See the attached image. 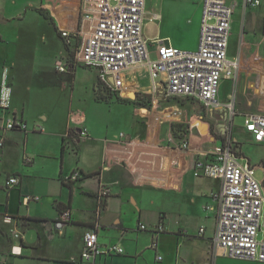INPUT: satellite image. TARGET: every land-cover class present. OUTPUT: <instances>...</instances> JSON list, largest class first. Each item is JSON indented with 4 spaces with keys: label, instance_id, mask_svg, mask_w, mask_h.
<instances>
[{
    "label": "crops",
    "instance_id": "0c3cea01",
    "mask_svg": "<svg viewBox=\"0 0 264 264\" xmlns=\"http://www.w3.org/2000/svg\"><path fill=\"white\" fill-rule=\"evenodd\" d=\"M151 2L146 0V22L156 12L149 8ZM165 5L167 29L182 28L185 16L192 12L198 24L194 44L185 45L169 35L165 43L196 49L203 0H165ZM83 14L84 0H0V87L8 77L12 111L27 123L26 130L0 127L4 139L0 147V261L79 264L85 231L99 225L101 247L121 244L124 248L122 254L100 255L99 264H264L227 257L212 249L217 222V203L212 195L221 182L195 177L190 167L198 153L231 139L240 161L255 165L256 176L264 184L263 155L254 158L248 153L249 149H264V144L253 141L244 121L240 136L232 134L235 115L264 114V5L245 7L237 1L228 58L240 59V74L236 84L223 80L219 93L223 103L234 101V109L213 110L199 103V117L213 118L216 114L220 119L213 132L202 120L203 125L189 133L191 149L183 168L170 172L165 187L135 184L122 165L102 167L105 141H113L117 135L100 136L84 110L88 98L100 103L95 89L101 69L97 68L98 75L88 81L85 74L89 67L74 59L80 37L68 44L61 34L76 32ZM235 33L240 41L236 52ZM59 63H65L67 69L60 71ZM116 79L123 87L133 88L148 82L150 74L145 66L125 69L116 78L108 76V83L101 79L99 92L105 95V84L114 85ZM227 82L235 85L233 92L226 90ZM125 104L134 106V114L147 125L144 133L133 136L163 145L169 142L172 130L165 134L162 116L168 108L157 107L155 113H162L159 117L143 113L133 102ZM189 108L197 110L196 104ZM84 127L89 136L81 138L76 132ZM109 147L115 148L116 141ZM11 176L19 177L20 183L8 187L6 182ZM103 185L110 186L112 192L98 217V192ZM26 197H30L28 202ZM209 205L213 209L207 210ZM65 210L71 211V218L59 230L55 223ZM160 222L165 231L153 229ZM141 224L148 229H142Z\"/></svg>",
    "mask_w": 264,
    "mask_h": 264
},
{
    "label": "built area",
    "instance_id": "2783aa9c",
    "mask_svg": "<svg viewBox=\"0 0 264 264\" xmlns=\"http://www.w3.org/2000/svg\"><path fill=\"white\" fill-rule=\"evenodd\" d=\"M237 1L203 0L199 44L194 50L166 44L159 37L149 40L145 36L146 0H98L95 3L84 0L79 29L61 34L68 44H72L74 37H80L81 42L74 53L75 62L100 68V77L107 83L108 76L116 78L125 69L145 66L152 90L159 100L186 101L191 105L201 103L208 109L232 111L234 101L223 103L219 93L223 80L236 84L240 74V59L228 58ZM241 1L245 7L264 5V0ZM155 19L156 15L150 17L151 21ZM66 67L65 63L58 65L60 71H65ZM119 85L120 80L116 79L114 86ZM11 94V84L5 77L0 87V127L26 130L27 123L12 111ZM244 128L254 142L264 144V114H245ZM76 134L81 138L89 136L86 127ZM168 139L169 142L163 145L121 132L113 140L116 141L115 148L110 150L109 147L113 141H105L102 167L109 169L114 164L122 165L135 184L165 187L170 172L183 168L184 158L191 149L189 132L182 139L175 138L173 133ZM3 146L4 139L0 137V147ZM198 154L190 165L193 175L221 182L220 189L212 195L217 203L216 229L211 241L213 249L227 257L264 262V184L256 176V166L249 161H240L241 155L231 139ZM19 183L17 176L9 177L6 182L8 187ZM111 192L108 185L99 190L98 217ZM29 199L26 197L25 202ZM206 208L213 209L210 205ZM70 218L71 211H63L55 223L56 228L63 229ZM140 227L148 229L145 224ZM153 229L165 231L162 222ZM98 230L99 225H96L85 231L79 264H99L97 258L102 254L124 253L121 244L101 247ZM203 232L204 227L199 234ZM158 259L162 257L158 256ZM0 264L4 263L0 261Z\"/></svg>",
    "mask_w": 264,
    "mask_h": 264
},
{
    "label": "rangeland",
    "instance_id": "374dc122",
    "mask_svg": "<svg viewBox=\"0 0 264 264\" xmlns=\"http://www.w3.org/2000/svg\"><path fill=\"white\" fill-rule=\"evenodd\" d=\"M149 8L152 11H156L155 13L152 14L157 16L156 21H147L144 28L145 36L149 40H154L158 37L165 40V36L169 35L172 40L179 41L180 43H184L185 45H190L195 43V33L198 28L196 18H194L195 12H192L190 13V15L185 16V19L182 22L183 24L182 28L167 29L165 27V19L167 17L168 8L165 5V0H152ZM170 37L167 38L171 40ZM239 45H240L239 36L235 33L234 52H236ZM96 75H98L97 68L89 67L85 74V78H87L88 81H91L96 77ZM144 82L145 83H141L139 86L133 88L123 87V85L121 84L118 87L113 85L114 88H112V91L115 90L116 93L119 94L121 97L137 103L138 108L139 109L141 108L142 109L141 111L143 113L147 112L148 114L151 113L154 116L160 117L162 113L161 114L155 113L156 108L157 107H160L159 109H162V107L168 108L162 115L165 117V134L167 131L172 130L173 123H174L173 125L174 129H178L180 126H182L186 129L188 128L189 130L188 132L192 134L194 129L198 128V125L200 124L203 125V123H201L200 120L207 122L211 132L215 130L217 124L216 120H218V118L220 119L219 116L214 114L213 118L206 117L205 119H199L198 115L201 114V112L198 111L200 108L199 103H194L196 104L197 110L193 111L191 108H189L190 104L186 101L168 102V101L159 100L157 96L158 94H154L152 90L151 79H149L148 82L146 81ZM234 86L235 85H233L232 82H227L226 90L228 89L231 90V92H233V90L235 89ZM85 107H87L88 110L87 111L86 109H84L87 112L89 123L98 131V134H100V136L102 137L118 135L121 132L134 135L139 132L144 133L147 128L146 127L147 125L146 123L143 122L141 116L140 115L136 116L134 114L135 108L132 105H128L125 103H118L115 102L114 99L111 102L101 101L100 103L97 102L95 103L92 102V98L90 99L88 98ZM196 118L197 120H195ZM144 119L146 120V118ZM243 121H244V117H242L241 115H235L233 121V130H232L233 136L235 137L240 136L239 131L240 128L243 126ZM219 124H222V122ZM248 153L254 158L255 155L257 156L263 155L264 157V149L262 148H258L256 150H253L252 152L249 149ZM258 175L262 176V172L258 171Z\"/></svg>",
    "mask_w": 264,
    "mask_h": 264
},
{
    "label": "trees",
    "instance_id": "16d2710c",
    "mask_svg": "<svg viewBox=\"0 0 264 264\" xmlns=\"http://www.w3.org/2000/svg\"><path fill=\"white\" fill-rule=\"evenodd\" d=\"M102 83V80L101 78L99 77V83H98V86L97 88L95 89V93H96V99L97 101H106V102H111L113 99L117 102H120V103H129V102H132L130 100H127L123 97H121L119 94L116 93L115 90L112 91V87H110L108 84H105V92L106 94L103 96L99 90H100V86ZM181 102V101H180ZM134 104L138 105L137 103L133 102ZM174 123L172 124V133H173V136L177 139H182L184 137H186V135L188 134V128H184L182 126H180L178 129H174ZM177 126V125H175Z\"/></svg>",
    "mask_w": 264,
    "mask_h": 264
}]
</instances>
